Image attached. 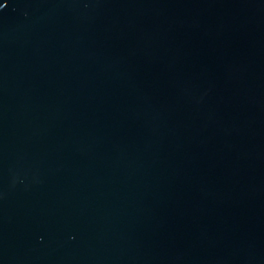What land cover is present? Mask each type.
<instances>
[{
  "label": "water",
  "instance_id": "water-1",
  "mask_svg": "<svg viewBox=\"0 0 264 264\" xmlns=\"http://www.w3.org/2000/svg\"><path fill=\"white\" fill-rule=\"evenodd\" d=\"M0 264H264V0H0Z\"/></svg>",
  "mask_w": 264,
  "mask_h": 264
}]
</instances>
